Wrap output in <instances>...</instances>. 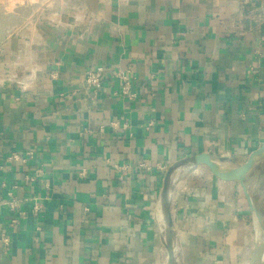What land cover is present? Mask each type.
Instances as JSON below:
<instances>
[{
	"label": "crops",
	"instance_id": "0c3cea01",
	"mask_svg": "<svg viewBox=\"0 0 264 264\" xmlns=\"http://www.w3.org/2000/svg\"><path fill=\"white\" fill-rule=\"evenodd\" d=\"M3 3L38 6L0 18V264H169L178 162L176 264H249L243 188L196 158L236 168L264 145V0Z\"/></svg>",
	"mask_w": 264,
	"mask_h": 264
},
{
	"label": "water",
	"instance_id": "95a60500",
	"mask_svg": "<svg viewBox=\"0 0 264 264\" xmlns=\"http://www.w3.org/2000/svg\"><path fill=\"white\" fill-rule=\"evenodd\" d=\"M264 159V145L255 150L250 154L246 162H244L241 166L236 168H228L223 166L218 161L214 160L208 154L198 155L196 158L197 163L205 164L212 174L217 178L226 181H238L240 182L245 198L247 200L250 211L256 216L262 230H263V238L258 241L252 251L249 264H264V217L262 212L256 206L254 199L250 193L248 188L247 180L250 174L253 172L257 164ZM180 167V163H175L165 174L163 180V187L161 191V202L162 208L164 212V218L166 222V247L168 250V263L176 264L175 253H174V223L172 220L171 210H170V184L171 177L174 171Z\"/></svg>",
	"mask_w": 264,
	"mask_h": 264
},
{
	"label": "rangeland",
	"instance_id": "374dc122",
	"mask_svg": "<svg viewBox=\"0 0 264 264\" xmlns=\"http://www.w3.org/2000/svg\"><path fill=\"white\" fill-rule=\"evenodd\" d=\"M4 0H0V18L2 20H24L26 17H29L30 12L32 10H35L38 6V4H33V6H30V4L26 5L23 4L21 8L18 9L16 16H7L8 14L4 13V6H7L3 3ZM20 2H23L24 0H19ZM40 15V14H39ZM264 167V165H262ZM264 171V170H263ZM253 193L254 196L257 198L258 205L261 207V209L264 212V172L263 176L260 177V179L256 180V184L253 187Z\"/></svg>",
	"mask_w": 264,
	"mask_h": 264
},
{
	"label": "built area",
	"instance_id": "2783aa9c",
	"mask_svg": "<svg viewBox=\"0 0 264 264\" xmlns=\"http://www.w3.org/2000/svg\"><path fill=\"white\" fill-rule=\"evenodd\" d=\"M106 71L107 69L104 66H97L93 69H90L86 74V85L89 88H92L97 91L98 88L101 87L102 82L106 77ZM119 77L123 81L122 93L126 95L130 94L131 81L129 80L128 76L124 72H121L119 73ZM0 241L3 244H6L8 239L5 235H0Z\"/></svg>",
	"mask_w": 264,
	"mask_h": 264
},
{
	"label": "bare ground",
	"instance_id": "6f19581e",
	"mask_svg": "<svg viewBox=\"0 0 264 264\" xmlns=\"http://www.w3.org/2000/svg\"><path fill=\"white\" fill-rule=\"evenodd\" d=\"M177 171V170H176ZM165 219V218H164ZM165 221V220H164Z\"/></svg>",
	"mask_w": 264,
	"mask_h": 264
}]
</instances>
